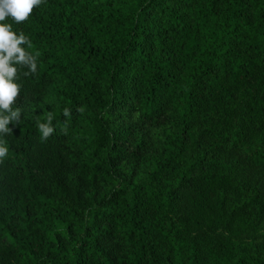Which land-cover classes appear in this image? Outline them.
<instances>
[{
  "label": "trees",
  "instance_id": "trees-1",
  "mask_svg": "<svg viewBox=\"0 0 264 264\" xmlns=\"http://www.w3.org/2000/svg\"><path fill=\"white\" fill-rule=\"evenodd\" d=\"M4 22L37 68L0 137V264H264V0H41Z\"/></svg>",
  "mask_w": 264,
  "mask_h": 264
},
{
  "label": "clouds",
  "instance_id": "clouds-1",
  "mask_svg": "<svg viewBox=\"0 0 264 264\" xmlns=\"http://www.w3.org/2000/svg\"><path fill=\"white\" fill-rule=\"evenodd\" d=\"M41 0H0V137L11 134L9 123L16 124L20 120L19 108L13 109L11 105L19 94V85L15 82L17 66H23L28 72H36V58L25 51L22 45L31 47L28 38L17 34L9 23L4 22L10 18L15 23L24 21L34 6H39ZM28 72L24 74L27 75ZM63 115L68 117V109L63 110ZM53 116L49 113L44 122L37 121V130L42 139H47L54 129L51 126ZM9 148L3 139H0V160H3Z\"/></svg>",
  "mask_w": 264,
  "mask_h": 264
},
{
  "label": "rangeland",
  "instance_id": "rangeland-1",
  "mask_svg": "<svg viewBox=\"0 0 264 264\" xmlns=\"http://www.w3.org/2000/svg\"><path fill=\"white\" fill-rule=\"evenodd\" d=\"M161 131L158 129V128H154L152 131H151V135H152V138L154 140V142L156 143L157 142V137L158 135H160ZM156 146V145H155ZM211 239H214V235L213 234H209L208 235Z\"/></svg>",
  "mask_w": 264,
  "mask_h": 264
}]
</instances>
